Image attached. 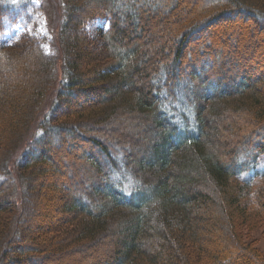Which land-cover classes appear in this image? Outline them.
<instances>
[{
  "label": "trees",
  "instance_id": "1",
  "mask_svg": "<svg viewBox=\"0 0 264 264\" xmlns=\"http://www.w3.org/2000/svg\"><path fill=\"white\" fill-rule=\"evenodd\" d=\"M188 1L0 0V264H264V0Z\"/></svg>",
  "mask_w": 264,
  "mask_h": 264
},
{
  "label": "rangeland",
  "instance_id": "2",
  "mask_svg": "<svg viewBox=\"0 0 264 264\" xmlns=\"http://www.w3.org/2000/svg\"><path fill=\"white\" fill-rule=\"evenodd\" d=\"M37 3H40L39 1L41 0H36ZM46 3V6L48 7V5L52 6V9L47 8L46 6H44L43 10H44V14L41 13L38 17H35L32 21V23H30L29 25H19L17 27H15L11 33V36L14 39H17L21 34L27 32L29 35L37 37V38H42V37H46L45 41L43 42V47L45 49L46 52L49 51V42L47 39H50L49 36V31L53 28L56 27L57 22L55 23V20L53 19L54 14L52 15V12L55 11V9H59V3L60 0H42ZM49 2V4H47ZM194 1L189 0V3H192ZM195 3V2H194ZM54 9V10H53ZM252 27L254 28L255 26L252 25ZM103 26L100 23H94L91 24L88 27V30L90 32V34L95 37L97 36V33L100 29H102ZM256 28V27H255ZM217 29L224 31L223 34V41L227 44L233 37H235V30L233 27H229V25H218ZM216 29V30H217ZM256 30V29H255ZM257 35H250L247 36L245 42H244V50L249 51L251 54H254L256 57L260 56L264 57V35L260 34V36H258L256 38ZM258 40V41H256ZM264 72V70H262ZM249 74H251L253 76V78H257V76L259 75L260 69H251L249 68L248 70ZM118 122L120 123V125H122L123 130L125 131L126 134L132 135L134 136L136 134V131H138V127H137V120H135V118L133 116H127L125 115L124 117H122L121 119L118 120ZM108 129V127H106ZM120 129V126H119ZM147 134L145 133V135L143 137H145ZM66 160V159H63ZM79 168V167H78ZM78 168L74 167V169H76L78 171ZM258 171H263L264 170V160L259 164ZM255 174H251L249 176H247L246 178L250 179L253 178ZM52 202L50 204V206L52 207L53 211H56V204L58 202H60V195L57 192H54L53 198H52ZM42 205L39 206V209L35 210L36 213H40L41 209H42ZM48 213V211H46L44 214ZM249 238H251L252 240H255L257 248L260 250L261 254L264 257V235L262 234L261 230H257L253 233H250ZM80 258V263H81V253L76 254V255H72L70 256V258H67L65 261L58 263V264H78L77 260H79ZM70 261V262H69ZM94 260H90V258L84 261V259L82 260V264H94ZM51 264H57V262L55 261L54 263Z\"/></svg>",
  "mask_w": 264,
  "mask_h": 264
}]
</instances>
